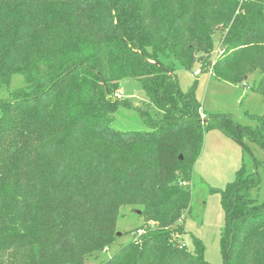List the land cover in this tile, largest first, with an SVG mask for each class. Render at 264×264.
Instances as JSON below:
<instances>
[{"label": "trees", "instance_id": "trees-1", "mask_svg": "<svg viewBox=\"0 0 264 264\" xmlns=\"http://www.w3.org/2000/svg\"><path fill=\"white\" fill-rule=\"evenodd\" d=\"M171 58L236 85L257 72L264 97V0H0V87L25 81L0 99V264H89L114 243L122 207L140 208L141 233L98 264H209L199 238L182 240L204 134L264 153V115L202 118ZM124 79L159 117L115 97ZM119 107L148 131L116 130ZM260 183L242 165L210 190L223 264H264V201L250 198Z\"/></svg>", "mask_w": 264, "mask_h": 264}, {"label": "rangeland", "instance_id": "rangeland-1", "mask_svg": "<svg viewBox=\"0 0 264 264\" xmlns=\"http://www.w3.org/2000/svg\"><path fill=\"white\" fill-rule=\"evenodd\" d=\"M215 39L216 45L211 61L220 54L217 45L219 36H215ZM168 63L174 70L181 91H186L193 83L195 84V97L204 112L202 118L207 114H228L240 125H253L247 114L264 115V97L251 90L258 80L257 72L249 76L243 84L236 85L216 80L211 77L209 71L201 70L197 63L191 69L184 68L173 58ZM195 72L198 74L195 75ZM24 86L25 81L21 75H12L9 85L0 87V99L7 98L10 92ZM115 97L119 100L130 99L134 106L147 109L153 118L160 116L157 110L149 107L144 91L134 79L122 80L121 89L116 92ZM114 128L123 132L148 131L138 113L124 107H119L114 114ZM243 143L247 150L220 130L211 129L205 132L200 154L193 164L191 209L184 217L186 234L182 236V240L191 247V235L199 238L205 247L204 258L209 264H223L219 237L224 223L220 195L210 190L223 189L234 179L235 172L244 165L247 172L256 171L261 180L259 189L250 192V198L257 203L264 201V168L258 166L255 169L253 164V159L263 161L264 153L261 148L247 140ZM139 212L140 208H120L116 222V234L119 235L107 250L101 252L89 264L106 261L141 233L139 228L143 221L139 218Z\"/></svg>", "mask_w": 264, "mask_h": 264}, {"label": "built area", "instance_id": "built-area-1", "mask_svg": "<svg viewBox=\"0 0 264 264\" xmlns=\"http://www.w3.org/2000/svg\"><path fill=\"white\" fill-rule=\"evenodd\" d=\"M198 74V72H195V75Z\"/></svg>", "mask_w": 264, "mask_h": 264}, {"label": "water", "instance_id": "water-1", "mask_svg": "<svg viewBox=\"0 0 264 264\" xmlns=\"http://www.w3.org/2000/svg\"><path fill=\"white\" fill-rule=\"evenodd\" d=\"M206 121V120H205ZM117 235H119V234H117Z\"/></svg>", "mask_w": 264, "mask_h": 264}]
</instances>
